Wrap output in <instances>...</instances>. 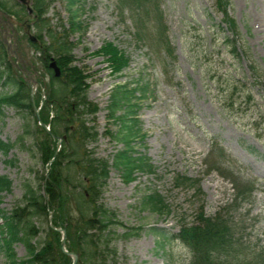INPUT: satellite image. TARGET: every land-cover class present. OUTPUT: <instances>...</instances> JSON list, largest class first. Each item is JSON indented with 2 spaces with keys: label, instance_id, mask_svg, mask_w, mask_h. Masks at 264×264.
Returning a JSON list of instances; mask_svg holds the SVG:
<instances>
[{
  "label": "rangeland",
  "instance_id": "1",
  "mask_svg": "<svg viewBox=\"0 0 264 264\" xmlns=\"http://www.w3.org/2000/svg\"><path fill=\"white\" fill-rule=\"evenodd\" d=\"M225 1L237 28L239 51L246 50L264 76V0ZM52 2L48 17L53 23L56 15L66 20L64 3ZM213 2L155 0L161 13L160 33L166 36L171 51L166 58L160 51L163 44H157L160 35L147 23L152 6L142 13V23L136 24L138 31L144 28V41L139 43L136 25L129 14L119 10L117 0H82L81 20L86 29L70 39L76 43L75 64L90 75L88 98L100 108L94 123L99 138L89 146L98 158L110 160L122 147L110 136L119 126L106 123L111 90L139 79L152 85L153 95L143 101L137 114L145 137L136 143L135 155L145 154L154 173L138 172L134 181L126 183L111 170L102 195V202L117 212L124 226L142 228L139 236L115 243L127 264H189L193 257L180 242L157 247L158 238L149 229L176 234L183 224L195 221L200 208L206 216L223 215L235 241L248 252L264 256V91L254 85L247 57L242 54L241 62L230 57L222 35L231 38L232 34L224 24L222 32L215 27L222 15L214 11ZM23 22L31 25L32 15L23 16L19 23ZM14 28L18 51L28 49L32 67L27 69L38 84L33 95L44 93L48 75L30 49L26 32L17 23ZM30 33L34 35L32 27ZM105 43L114 44L128 57V67L119 75L110 73L104 58L95 54ZM8 59L14 75L27 78L14 57ZM3 91L6 89L0 87V94ZM25 124L34 134L24 133ZM35 129L33 117L26 112L1 110L0 140L14 145L6 156L0 153V175L11 181L10 191L1 195V207L7 211L21 200L23 185L37 184L45 172L34 144ZM8 160L14 165L6 163ZM177 176L192 182L176 186ZM246 186L252 191L247 192ZM148 191H156L164 199L168 214L140 207V199ZM34 224L44 228L45 218H35ZM43 238L41 232L36 244ZM15 250L18 257H25L22 245ZM0 264H5L2 254Z\"/></svg>",
  "mask_w": 264,
  "mask_h": 264
},
{
  "label": "trees",
  "instance_id": "2",
  "mask_svg": "<svg viewBox=\"0 0 264 264\" xmlns=\"http://www.w3.org/2000/svg\"><path fill=\"white\" fill-rule=\"evenodd\" d=\"M61 1L66 20L56 15L53 23L48 17L52 0H28L36 39L34 43L28 40L30 49L48 75L44 93L38 92L31 98L30 86L24 78L14 75L0 41V87L6 89L0 94V114L3 108H13L33 117L36 128L34 144L39 160L45 166L37 184L27 182L23 185L22 198L10 211L1 207V195L10 191L11 181L0 175V254L4 256L5 264H72L71 257L60 249L62 234L57 230L63 229L66 231L65 249L78 256L76 264H127V258L119 254L115 243L139 236L142 228L124 226L117 212L102 202V195L111 170L119 173L126 183L134 181L138 172L154 173L145 154L135 155L136 143L143 142L145 137L140 133L137 114L143 101L153 95L152 85L149 80L139 79L116 85L111 90L106 123L119 126L118 132L110 133V136L122 147L111 155L110 160L98 158L89 146L99 138L94 123L100 108L88 98L90 75L84 67L75 64L76 43L70 39L74 34L81 36L86 29L81 20L82 0ZM117 3L119 10L129 14L135 25L142 23V13H148L152 6L150 11L154 15L151 12L146 16L147 23L160 35L157 44H163L160 51L163 50L164 57L168 58L171 51L166 36L162 37L160 33L161 13L155 0H117ZM213 8L222 15L215 27L222 32L221 24H224L232 34L231 38L222 35L224 46L232 59L241 62L242 54L246 58L247 52H240L237 47V28L227 12L228 3L214 0ZM0 9L17 22L27 15L26 6L14 0H0ZM137 25L136 35H140L137 40L143 43L144 28L142 32L138 31ZM95 54L104 58L113 75L121 74L128 67V57L112 43H105ZM51 60L60 69L57 78L49 68ZM247 60L250 62V57ZM248 69L254 85L264 91V76L251 62ZM33 105L39 108L38 120ZM29 130V125L25 124L24 133H30ZM58 138H62L59 149ZM13 146L0 140V153L6 156ZM6 163L14 165L11 160ZM45 174L48 176L46 180ZM179 182L191 183L192 180L177 176L176 186ZM246 189L252 191L250 187L246 186ZM238 199L236 197V201ZM139 204L142 209L154 213H169L164 199L156 191L144 194ZM202 210L199 209L193 223L183 224L176 234L150 228L149 231L158 238L157 247L163 248L170 241L180 242L193 257L189 264H264L262 252L254 255L235 241L234 231L223 215L217 212L210 217ZM37 217L45 218L44 228L34 224ZM49 217L50 225L46 223ZM41 232L44 238L36 244L35 239ZM19 244L25 250V257L17 255L15 246Z\"/></svg>",
  "mask_w": 264,
  "mask_h": 264
},
{
  "label": "water",
  "instance_id": "3",
  "mask_svg": "<svg viewBox=\"0 0 264 264\" xmlns=\"http://www.w3.org/2000/svg\"><path fill=\"white\" fill-rule=\"evenodd\" d=\"M18 3L22 4V5H27L28 1L27 0H16ZM28 9V13L31 14V9L29 6H27ZM0 19L2 20V25L7 26L12 32H14V28L11 24V20L10 18L4 14L3 12L0 11ZM27 29H30V26L27 25L26 26ZM4 33L10 38L12 39L11 35H8L7 30H4ZM29 38L32 42H35V38L29 34ZM16 39H14L13 43L8 42V40L6 38H2V42L5 44L6 49L8 54H11L15 57L16 62L20 63V66L22 67V70L27 74V79L26 81L31 84L33 83L34 87H37V82L34 81L31 77V74L29 71H27L26 69V65L29 66L30 68L32 67L31 64L28 63V50L25 48L24 49V58L22 57L21 53L17 52L16 49V44H15ZM49 68L52 70L54 77H59L60 76V69L57 67L56 63L54 60H51L50 64H49ZM33 109L35 111L36 117L38 118V111L35 109V107L33 106ZM61 142V138H58V145H60ZM45 179H47V176H45ZM61 234H62V240L60 243V249L61 251L66 254L67 256H70L72 258L73 263L72 264H76L78 256L74 253H69L65 250V238H66V232L65 230H60Z\"/></svg>",
  "mask_w": 264,
  "mask_h": 264
},
{
  "label": "flooded vegetation",
  "instance_id": "4",
  "mask_svg": "<svg viewBox=\"0 0 264 264\" xmlns=\"http://www.w3.org/2000/svg\"><path fill=\"white\" fill-rule=\"evenodd\" d=\"M2 26H3V28H5L4 25H2V20H0V34H1V37H2V35H5L4 33H2ZM13 35H15V34H13Z\"/></svg>",
  "mask_w": 264,
  "mask_h": 264
}]
</instances>
